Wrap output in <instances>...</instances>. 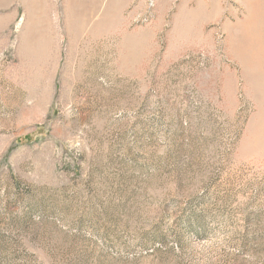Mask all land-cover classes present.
<instances>
[{
	"label": "rangeland",
	"instance_id": "374dc122",
	"mask_svg": "<svg viewBox=\"0 0 264 264\" xmlns=\"http://www.w3.org/2000/svg\"><path fill=\"white\" fill-rule=\"evenodd\" d=\"M0 264H264V0H0Z\"/></svg>",
	"mask_w": 264,
	"mask_h": 264
}]
</instances>
